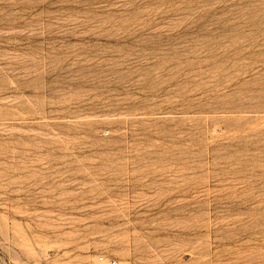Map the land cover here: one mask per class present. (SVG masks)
Returning a JSON list of instances; mask_svg holds the SVG:
<instances>
[{
  "label": "rangeland",
  "instance_id": "obj_1",
  "mask_svg": "<svg viewBox=\"0 0 264 264\" xmlns=\"http://www.w3.org/2000/svg\"><path fill=\"white\" fill-rule=\"evenodd\" d=\"M0 264H264V0H0Z\"/></svg>",
  "mask_w": 264,
  "mask_h": 264
}]
</instances>
